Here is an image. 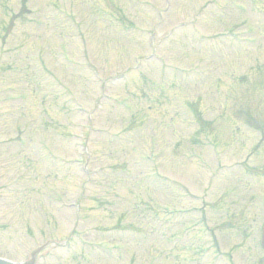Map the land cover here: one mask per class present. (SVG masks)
Here are the masks:
<instances>
[{"label":"rangeland","instance_id":"1","mask_svg":"<svg viewBox=\"0 0 264 264\" xmlns=\"http://www.w3.org/2000/svg\"><path fill=\"white\" fill-rule=\"evenodd\" d=\"M262 3L171 0L150 41L137 1L0 0V255L54 239L35 264H264ZM220 194L236 231L200 207Z\"/></svg>","mask_w":264,"mask_h":264},{"label":"water","instance_id":"2","mask_svg":"<svg viewBox=\"0 0 264 264\" xmlns=\"http://www.w3.org/2000/svg\"><path fill=\"white\" fill-rule=\"evenodd\" d=\"M0 264H12V263L4 261V260H0Z\"/></svg>","mask_w":264,"mask_h":264}]
</instances>
